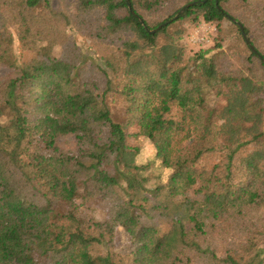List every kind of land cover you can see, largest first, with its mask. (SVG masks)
Here are the masks:
<instances>
[{"label":"trees","instance_id":"obj_1","mask_svg":"<svg viewBox=\"0 0 264 264\" xmlns=\"http://www.w3.org/2000/svg\"><path fill=\"white\" fill-rule=\"evenodd\" d=\"M0 69V264H264V0H0Z\"/></svg>","mask_w":264,"mask_h":264},{"label":"rangeland","instance_id":"obj_2","mask_svg":"<svg viewBox=\"0 0 264 264\" xmlns=\"http://www.w3.org/2000/svg\"><path fill=\"white\" fill-rule=\"evenodd\" d=\"M217 33L216 26L208 23H201L199 25L193 26L190 29H188L186 38H185V44L189 48L190 51L194 52L196 50H199L200 48H207L212 45V39ZM6 73L5 69H0V77H2ZM249 80L245 79L244 86L248 85ZM124 110L122 107L114 108V119L116 121H120L124 118ZM92 127H88L85 125H80L77 127L78 135L80 139H84L90 135ZM60 142L63 147L70 146L69 141L64 138V136L60 137ZM140 145H145L146 141H144L143 138H139L137 141ZM140 161L144 160V157L139 156L138 157ZM210 201L212 203L216 202V199L211 197ZM7 221L6 216L0 212V227L3 226Z\"/></svg>","mask_w":264,"mask_h":264}]
</instances>
